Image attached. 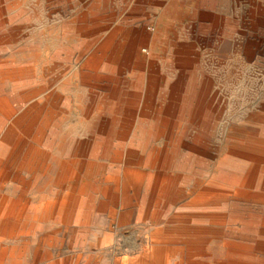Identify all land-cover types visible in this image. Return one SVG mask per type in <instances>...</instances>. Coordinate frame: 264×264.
Returning a JSON list of instances; mask_svg holds the SVG:
<instances>
[{
	"label": "rangeland",
	"instance_id": "rangeland-1",
	"mask_svg": "<svg viewBox=\"0 0 264 264\" xmlns=\"http://www.w3.org/2000/svg\"><path fill=\"white\" fill-rule=\"evenodd\" d=\"M83 1L0 0V86L7 90L11 82H27L22 88L31 90L43 89L41 80L50 83L19 108L15 106L11 115L0 113L2 126L12 123L28 103L37 99L43 103L46 95L58 90L61 96L53 103L46 99L38 124L53 138L52 154L59 153L62 160L47 159L44 171L40 165L34 170L11 165L7 176L0 178V196L17 206L10 219L19 230L15 237L0 239V246L7 247L2 262L81 264L97 260L99 253L105 264H111L127 260L121 254L139 248L141 238H146L138 264H157L152 259L157 249L162 254L160 264H264V41L239 40L237 56L229 51L221 57L167 55L168 45L151 40L149 23L137 16L133 3L116 8L108 7L109 0H94L81 7ZM112 36L110 46L102 51V42ZM130 39L136 40L133 49L127 46ZM118 46L117 66L111 70ZM250 46L259 53L244 55ZM93 54L101 55L94 69L86 64ZM5 72L8 76L2 77ZM115 100L121 102L115 116L128 124V134L114 136L102 157L108 169L101 175L112 172L118 177L93 178L97 166L88 167L85 162L95 159L91 136L99 133L94 135L88 128L99 115H112L106 108ZM132 133H143V138L137 137V147L128 143ZM63 134L78 140L64 144L67 153L59 147ZM146 138L148 146L143 150ZM84 139L88 143L79 142ZM37 147L50 149L43 142ZM27 150V146L19 150L20 158ZM225 154L244 162L242 173L252 183L208 186L210 172ZM184 164L192 168L184 169ZM125 170H138L143 178L128 182L122 177ZM148 173L164 176L151 179L156 189L149 192L145 189ZM240 173L235 177L240 179ZM89 194L91 230L98 228L102 237L93 239L97 247L91 245L92 239L86 244L90 235L87 239L77 236L75 245L69 244L56 211L32 217L41 202ZM234 212L242 213L251 225L232 224L228 214ZM40 224L44 225L41 230ZM24 240H28L24 248L14 252L19 251V257L9 255L11 246L21 247Z\"/></svg>",
	"mask_w": 264,
	"mask_h": 264
},
{
	"label": "bare ground",
	"instance_id": "bare-ground-1",
	"mask_svg": "<svg viewBox=\"0 0 264 264\" xmlns=\"http://www.w3.org/2000/svg\"><path fill=\"white\" fill-rule=\"evenodd\" d=\"M113 36L109 37L106 39V41L102 42L101 44V49L102 51H105L108 49V47L110 46V41L113 40ZM136 43L135 39H130L129 40V44L127 45L129 48L133 49L134 44ZM113 46V45H112ZM118 46L117 49V53L115 54V56L113 57L112 63H111V70H113L114 68H116L117 64H116V57L119 56L121 47ZM101 56V55H100ZM100 56H97L95 54H93L92 56L89 57L88 61L86 62V64H88L89 66H92V68L94 69V66L97 64V62L100 59ZM51 61H54V54L50 56ZM115 59V60H114ZM7 61V60H6ZM28 71V70H27ZM49 71V70H48ZM32 72V71H31ZM17 75V74H16ZM8 76L7 73H2V77H6ZM11 76V75H10ZM41 77H44V75H42ZM113 78V77H112ZM115 78V76H114ZM11 79V78H10ZM28 82H36L35 80H31L28 79ZM3 83V82H2ZM8 83V82H7ZM27 83V82H26ZM25 82L22 84H19L18 82L13 83L11 82L9 85V88L7 90H4L5 88L3 86H0V113H2L3 115H11V112L13 111V109H15L18 105L21 106L23 103H25L24 101H27L28 98H30L31 96H36L37 94L41 93L42 90L46 89L49 87V84H47V79H44V81H40V83L42 84L41 86H43L41 88H32L30 89H24L22 88V85L26 84ZM9 84V83H8ZM54 89V88H53ZM60 90V89H59ZM52 91V90H51ZM58 90H53L52 93H49L48 95L45 96V101L42 100H34L30 103H28L26 106H24L21 110V112L12 119V123L7 124L5 128H3V123L4 121L0 118V154H5L9 159L7 160L8 162H11L15 167H17L18 169H21V167H25L28 170L29 169H36L37 165L41 166L40 169L42 171H44L47 167V159L50 158V160H54L56 159L59 163L62 161H60L59 156L60 155H53L52 154V150L50 147H52L53 144V138H50L49 136L46 135V133H43L41 130V127L39 126V121H40V114L43 110L44 104L46 103V99L50 100L49 102H54L58 97L61 96L60 92ZM46 93V92H45ZM48 93V92H47ZM42 95V94H41ZM53 106V105H52ZM49 107V106H48ZM121 107V102L119 100H115V101H110L109 106L106 108V111L112 113V115L110 117H106L105 115H99L97 117V121L96 122H92L91 125H89L88 128V132H94V135L99 133V135H95V136H91V140L94 143V147L95 149L92 150V154L95 155L93 160H89L86 161L85 163L87 164L88 167H91V165H95L97 166V172L96 175L93 176L94 177H99L101 175V173H103L105 171V169H108V165L103 161L102 157L105 154V152H107V149L109 148V146L112 144L113 142V138L116 135V133H120L117 136L122 138L123 134L127 133V128H128V124L121 123L119 118L117 116H115V114L117 112H119ZM19 108V107H18ZM17 108V110H18ZM45 108H46V104H45ZM84 110V109H83ZM84 113H86V111H84ZM84 115V114H83ZM87 115V113H86ZM124 116V115H123ZM85 117V116H84ZM88 118V117H87ZM6 119V118H5ZM130 121H132V118L130 119ZM3 122V123H2ZM159 122V120H158ZM109 124V129L108 131L105 130V127ZM130 125V124H129ZM57 125H55V127H50L49 131L51 129H55ZM158 126V124H157ZM202 126V125H201ZM117 130V131H116ZM104 131H106L105 135L102 134L104 133ZM129 131V130H128ZM96 132V133H95ZM101 132V135H100ZM205 132V131H204ZM183 133V132H182ZM128 134V133H127ZM85 136H87V134H83ZM143 133L141 134H136V133H132L131 136L128 139V143L129 144H133L136 147L139 144V141L137 139V137H142ZM149 135V134H148ZM89 138V137H88ZM143 138V137H142ZM60 139V145L59 147L62 148L61 152H63V149L66 150L65 145L66 143H70V142H75L78 141L76 140V138H72L71 136L67 135V134H63L61 136H59ZM125 140V139H124ZM127 140V139H126ZM88 139H84V140H80L79 142H83V143H88ZM143 150H145L147 148V138L143 139ZM43 143H47V145L49 146V150H43V149H39L37 147V145L42 144ZM119 143H122L119 141ZM154 143V142H153ZM77 144H79L77 142ZM81 145V144H80ZM27 146L28 150H27V154L25 156V154L23 155V157L20 158V153L19 150L24 147ZM232 147V146H231ZM126 148V147H125ZM129 148V147H128ZM179 150V149H178ZM177 150V151H178ZM112 151V150H111ZM180 151V150H179ZM38 152H41L40 154H38ZM60 152V154H62ZM119 152V150L117 151V153ZM63 153H67L66 151H64ZM139 153V152H138ZM116 154V153H115ZM151 154L150 150H147V158L148 156ZM196 154V153H195ZM231 154V153H230ZM113 155V154H112ZM122 155V154H121ZM223 155V154H222ZM115 156V155H114ZM236 156V155H235ZM113 157V156H112ZM116 157V156H115ZM144 157V156H143ZM201 157V156H200ZM20 158L21 161H18ZM121 158V157H120ZM157 158V157H156ZM123 159V158H122ZM179 159V158H178ZM189 160V159H188ZM150 161V160H149ZM1 162V160H0ZM64 162V161H63ZM66 162V161H65ZM68 163V162H66ZM156 163V162H155ZM154 163V164H155ZM175 163V162H174ZM19 164V165H18ZM124 165V164H123ZM153 166V165H152ZM213 166V165H212ZM184 169H191L192 167H190L188 164H184L183 165ZM147 168V167H145ZM212 168V167H211ZM245 168V164L243 161L239 160L236 157H232L231 155H224L222 158H220V160L217 162V165L215 166V168L210 172V175L207 179V184L208 186H212V187H217L218 185H221L222 182H228L232 185L234 184H250L252 183L251 180H249L247 177V175H244L242 173L243 169ZM39 169V170H40ZM66 169V168H65ZM90 169V168H89ZM209 170V169H208ZM240 170L241 173L239 175H241L240 179L239 177L236 178L235 176H238L236 173L237 171ZM111 171V170H110ZM161 171V170H160ZM90 172V171H89ZM63 173V172H62ZM34 174V173H33ZM60 175V174H59ZM58 175V176H59ZM190 176V175H189ZM63 177H67V173L63 176ZM101 178L103 177L102 175L100 176ZM118 176L113 174L112 172H109V174L104 175L103 178H105V180H109V179H116ZM122 177L127 180L128 182L130 181H140L141 178H143V174L141 172H139L138 170H125L122 173ZM161 179L164 178V176H162V174L157 173V174H151L148 173L145 177L146 179V184H145V189L149 192V191H154L156 189V186L151 184V179ZM204 178V177H203ZM62 179V178H61ZM59 180V179H58ZM86 181V180H85ZM205 181V180H204ZM102 182V181H101ZM155 182V181H154ZM127 184V183H126ZM231 185V186H232ZM81 186V185H80ZM224 186V185H223ZM78 187V186H77ZM228 187V186H227ZM234 187V186H233ZM84 188V187H83ZM221 188V187H220ZM79 189V188H78ZM112 189V188H111ZM115 189V188H114ZM200 189V188H199ZM205 189V188H203ZM210 189V188H209ZM219 189V187H218ZM113 190V189H112ZM198 190V188H197ZM61 191V190H60ZM141 191V190H140ZM114 192V191H113ZM98 193V192H97ZM107 193V192H106ZM95 194V193H94ZM112 196V195H111ZM148 196V195H147ZM100 198V197H99ZM148 198V197H147ZM18 199V198H17ZM102 199V198H101ZM23 200V199H22ZM92 200V195H88L85 198L83 197H78L76 195H68V196H64L61 198L57 199H51L49 201H44L41 202L39 205H37L35 207V209L40 210L43 213H46V215H52L55 211L57 212V219L60 220V222L62 221L64 227L66 228V232L69 235V244H73L75 245L76 242V237L77 236H83L84 238L87 239V235L90 237L87 239L86 244L90 241L91 236H93L92 241H90L91 245L94 246H99L98 242L95 243L93 241L96 240H102V237L98 234L99 232L96 230L91 231V227L90 226V219L92 218L90 215V201ZM150 200V199H147ZM95 201V200H94ZM144 202V198L143 201ZM146 202V201H145ZM96 203V202H95ZM107 203V202H106ZM110 203V202H109ZM106 205V204H105ZM110 205V204H109ZM146 205V204H145ZM144 205V206H145ZM176 206V205H175ZM213 206V205H212ZM218 206V205H217ZM17 206L16 204H14L13 209H15ZM19 208V207H18ZM33 208V207H32ZM117 209V208H116ZM144 209V208H143ZM136 210V209H135ZM231 209H229L230 211ZM24 211V210H23ZM54 211V212H53ZM190 212V211H189ZM192 212V211H191ZM195 212V211H194ZM211 212V211H209ZM223 212V211H222ZM39 213V212H38ZM227 213V212H226ZM230 221L232 222V224L237 223L238 221L244 225L250 226L251 222L249 220H247L246 218L244 219V215L242 213H237L234 212L232 214H228ZM53 217V216H52ZM134 217V216H132ZM161 217V216H160ZM168 217V216H167ZM51 218V217H50ZM106 218V217H105ZM191 218V217H190ZM19 220V219H18ZM173 220V219H172ZM144 221V220H143ZM193 221V219H192ZM140 222V221H139ZM147 222V221H146ZM162 222V221H161ZM171 222V221H170ZM198 222V221H196ZM148 224V223H147ZM162 225V224H161ZM167 225V224H166ZM170 225V224H169ZM172 225V224H171ZM198 225V224H197ZM225 225V224H224ZM137 226V224H136ZM155 226V225H154ZM180 226V225H179ZM189 226V225H188ZM187 226V227H188ZM213 226V225H212ZM230 226V225H228ZM234 226V225H233ZM238 226V225H237ZM43 226H40L38 228H42ZM57 227V226H56ZM62 227V226H61ZM177 227V226H176ZM191 227V225H190ZM196 227V226H193ZM193 227L191 229H193ZM199 227V226H198ZM207 227V226H206ZM218 227V226H217ZM53 228V227H52ZM55 228V227H54ZM140 228V227H138ZM158 228V226H157ZM184 228V227H183ZM208 228V227H207ZM206 228V229H207ZM220 228V227H219ZM62 229V228H61ZM95 229V228H94ZM164 229V228H163ZM178 229V228H177ZM180 229V227H179ZM182 229V228H181ZM231 229V228H230ZM236 229V228H235ZM56 229H52L51 234H54V231ZM140 230V229H139ZM183 230V229H182ZM181 230V231H182ZM196 230V229H194ZM198 230V229H197ZM196 230V231H197ZM180 231V232H181ZM225 231V230H224ZM48 232V231H47ZM138 233V231H136ZM195 232V231H194ZM202 232V231H200ZM44 233V232H43ZM157 233V232H155ZM163 233V232H162ZM177 233V232H176ZM239 233V231H238ZM46 234V233H45ZM141 234V233H140ZM165 234V232H164ZM168 234V233H167ZM184 234V233H183ZM216 234V233H214ZM229 234V233H228ZM99 235V236H98ZM193 235V234H192ZM199 235V234H197ZM34 235L32 234L31 237H33ZM49 236H51L49 234ZM167 236V235H166ZM165 236V237H166ZM170 236V235H169ZM176 236V235H175ZM178 236V235H177ZM189 236V235H188ZM187 236V237H188ZM191 236V235H190ZM206 236V235H203ZM38 237V236H37ZM41 237V236H40ZM44 237V236H43ZM95 237V238H94ZM182 237V236H181ZM199 237V236H198ZM238 237V236H237ZM205 238V237H204ZM242 238V237H241ZM31 239V238H30ZM28 239V240H30ZM35 239V238H34ZM30 240V241H34ZM140 239V238H139ZM220 239V238H219ZM224 239V238H223ZM159 240V239H158ZM156 241V240H155ZM101 243V241H100ZM99 243V244H100ZM140 243V241H139ZM174 243V242H172ZM168 244V243H167ZM179 244V243H178ZM188 245V244H186ZM195 245V244H194ZM188 247V246H187ZM34 249V248H33ZM186 250V249H185ZM48 251V250H47ZM50 252V251H49ZM199 252V251H198ZM246 252V251H245ZM248 252V251H247ZM98 253V252H97ZM99 254V253H98ZM89 255V254H88ZM154 255L156 256L155 259L158 260L157 264H160V261L162 259V254L160 252H158L155 250L154 251ZM153 255V256H154ZM187 256V255H186ZM50 257V256H49ZM118 257V256H117ZM235 257V256H234ZM103 258V257H102ZM221 258V257H220ZM233 258V257H232ZM76 259V257H75ZM92 259V258H91ZM190 259V258H189ZM198 259V258H197ZM81 260V259H80ZM117 260V259H116ZM223 261V259H222ZM256 261V260H255ZM260 261V260H259ZM14 262V261H13ZM145 262V261H144ZM201 262V261H200ZM8 263V262H7ZM43 263V262H42ZM41 263V264H42ZM264 263V262H263ZM203 264V263H202ZM213 264H225L222 262H215ZM226 264H247L245 262H240V261H231V262H227Z\"/></svg>",
	"mask_w": 264,
	"mask_h": 264
},
{
	"label": "crops",
	"instance_id": "crops-1",
	"mask_svg": "<svg viewBox=\"0 0 264 264\" xmlns=\"http://www.w3.org/2000/svg\"><path fill=\"white\" fill-rule=\"evenodd\" d=\"M93 1L84 0V4L80 6L88 7ZM108 3V7L116 8L121 4L126 6L127 3H133L136 12L139 10L137 16L146 19L149 23L147 35L151 40L157 44L160 42L161 45H164L163 43L168 45L164 49L167 55L221 57L226 54L225 51H229L230 56H237L239 40L264 41V0H109ZM244 51L243 54L247 56L259 53V50H255L252 46ZM262 55L264 56V52ZM8 159L5 154H0V178H5L6 169L13 165L7 161ZM23 169L25 168L21 167V170ZM0 202H2L0 205V239L8 236L15 237L19 230L14 221L10 219L14 216L15 202L10 201L7 196H0ZM33 210L36 211L32 216L34 219L43 214L40 210ZM40 226L44 227L43 224ZM43 227L38 229L41 230ZM27 243L28 240H24L21 247L11 246L12 250L9 255L19 257L20 252L15 254V249L20 250ZM147 243L146 238L144 241L141 238L139 248H130L121 254V257H126L127 260H116V262L114 260L111 264L140 263L138 260L140 249L145 248ZM6 248L0 246V264H30L28 261L24 263L14 260L3 263L2 259L7 257ZM98 255L95 257L97 260H82L80 263L105 264L102 256ZM147 255L146 253L145 256ZM153 257L152 259L156 260V256Z\"/></svg>",
	"mask_w": 264,
	"mask_h": 264
},
{
	"label": "built area",
	"instance_id": "built-area-1",
	"mask_svg": "<svg viewBox=\"0 0 264 264\" xmlns=\"http://www.w3.org/2000/svg\"><path fill=\"white\" fill-rule=\"evenodd\" d=\"M142 50H145V47H143Z\"/></svg>",
	"mask_w": 264,
	"mask_h": 264
}]
</instances>
